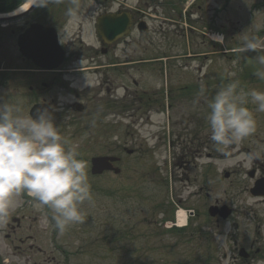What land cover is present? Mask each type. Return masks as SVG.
<instances>
[{
	"label": "flooded vegetation",
	"instance_id": "flooded-vegetation-1",
	"mask_svg": "<svg viewBox=\"0 0 264 264\" xmlns=\"http://www.w3.org/2000/svg\"><path fill=\"white\" fill-rule=\"evenodd\" d=\"M25 1L0 0V12L9 15L13 7ZM91 1L95 8L88 13L81 7L84 2ZM185 1L33 0L12 19L0 23V28L9 27L15 33L17 47L19 38L22 44V35L31 26L37 27L38 32L40 29L44 31V34H38V40H46V35L54 34L64 49V56L54 68L37 66L19 47L21 65L8 67L7 58H0V103L13 106L22 115V98L25 93L32 95L34 100L30 106L34 103L46 105L48 115L67 141V146L75 134L70 132L72 125L95 129L96 138L103 142L106 135L117 134L121 123L119 116L123 114L127 117L126 126L132 128L133 138L129 140L134 145L139 143L138 147L123 148L138 158L145 140L138 127L143 125L151 129L152 114L159 116L167 111V95L190 101L200 93L204 97L214 96L216 86L221 84L206 69L199 74V62L209 59L215 49V42L208 36L212 18L206 16L214 1L193 0L187 4ZM105 17L124 22L123 34L117 32L116 36L110 37L103 33ZM85 20L92 23L95 33L92 41L84 40L81 35L83 23H87ZM185 21H188L186 26ZM97 23L101 30L97 29ZM69 28H75L74 33L64 39ZM55 36L50 35V39L55 40ZM263 36L264 30L260 38ZM185 44L202 48L185 54L195 56L192 59L198 64V73L177 75L167 82L163 71L166 59L182 55L170 56L167 52L183 49ZM80 61L83 64H79ZM24 63L32 68L24 67ZM24 69L42 73L24 74ZM92 72L95 73L94 79L81 88V98L64 100L71 94L78 97L79 92L72 83L83 74ZM253 82L256 90L264 91V79L257 78ZM249 107L255 109V105ZM185 110L193 127L184 133L178 132L179 146L174 154L180 183L177 201L185 210L186 220L167 230L175 232L180 252L192 256L194 264H264V112L255 113V134L230 149L240 157L239 161L227 164L210 139L206 119L210 111L208 106H188ZM79 117L84 121L77 126L72 120ZM168 125L169 121L164 117L157 134H152L164 139V144L168 142L165 133ZM168 143L171 145L170 141ZM110 144L118 146V143ZM107 149V152L90 153L84 162L90 165V158L95 154H114L111 147ZM173 210L170 205L171 214ZM171 214L164 212L155 222L165 228L169 225L168 219H172ZM136 220L131 216L126 224H121L123 236L120 239L122 245L127 242L125 245H128L130 256L139 253L148 257L152 247L154 252L162 251L161 240L159 244L156 240L162 233L167 234V230L159 232L157 224L151 225L150 221L139 224ZM38 232L37 223L24 213L23 203L19 201L6 220L0 222V264H21L23 257L30 258L31 264H39L36 257L41 248L35 236Z\"/></svg>",
	"mask_w": 264,
	"mask_h": 264
},
{
	"label": "rangeland",
	"instance_id": "rangeland-1",
	"mask_svg": "<svg viewBox=\"0 0 264 264\" xmlns=\"http://www.w3.org/2000/svg\"><path fill=\"white\" fill-rule=\"evenodd\" d=\"M212 1H214V5L211 4L206 16L213 18L211 20V28L215 29L217 33H223V36L222 40L215 37L216 52L211 54V62L205 61L203 64L200 62L201 71L206 69L214 74L225 73L227 80L230 82L235 81L238 84V81L240 79L244 81L245 77V81L252 84L254 83L253 81L260 78L257 73L264 72V65L257 62V56L264 55V52L242 51L241 42L253 36L257 38L256 32L259 28L258 24L262 13H257L255 9L254 12L256 13H253L251 16L250 4L258 0ZM81 8L87 10L86 12L88 13L92 12L94 11L95 3L92 1L84 2ZM253 8H256V5ZM87 21L85 20L84 22ZM186 23L188 21H185V26ZM74 30L75 28L66 30L64 39L72 36ZM94 34L92 23H83V27L81 28L83 39L92 41L95 38ZM221 44L233 46L235 49L230 51V49L226 48L227 52L222 53L218 49L223 48V46H219ZM75 48H77V45H75ZM198 50L201 51L202 48L191 46L189 49H171L168 53H187L188 51L192 53ZM151 53L158 54L157 51H151ZM180 57L182 58L180 62L183 63L179 66L180 70L191 69L194 71L193 68L196 69L194 65L195 61L192 59L195 56ZM0 58H7L6 64L9 65L8 67L22 64L16 45V35L10 31L9 27L0 28ZM173 60L170 59L168 62L171 69H175L176 67L171 64ZM79 64H83V61H80ZM23 66L32 68V65L28 66L27 63H24ZM23 73L33 74L42 72L24 69ZM94 74V72L86 73L81 78L76 79L72 84L76 86L79 92L78 97L71 94L67 95L64 100L72 101L81 98V88L85 84L92 82ZM217 81L223 83L221 80ZM220 86L222 85L218 84L216 87ZM252 88L256 89V86L253 85ZM217 90H215V93ZM212 97H204L201 103L198 100L195 101V98L190 101L184 99V103H180L179 100L169 95V102L172 101L175 108L171 107L163 116L169 121L165 133L166 139L171 142V145L167 141L164 144V139H158L156 135L153 136V133L157 134L156 131L146 129L145 135L149 134L151 140L141 144L138 158L129 155L123 148L138 147L139 144L136 142L134 145L129 140L133 138L130 133L132 128L128 129L126 126L127 117L123 116V114L119 116L121 123L116 130L117 134L112 136L106 135V138L109 137V140L104 138L103 142L96 138L95 129L90 130L72 125L70 132L72 131L75 134L71 137L68 146L76 148L80 159L84 160L90 153L107 152V147H111V151L114 154L121 156L118 165L122 171L118 174L104 172L99 176H88L91 200L81 206L84 213V222L67 227L63 233H60L54 225L52 226L53 233H51L50 225L48 224L49 222L53 223L51 211L47 208H41L34 199L28 200L25 198L26 195H24L23 211L28 217L35 220L39 229V232L35 233L37 244L41 248L36 257L38 263L129 264V260L132 259V264H194L192 256L184 255L180 252V245L176 242L174 233L156 223L155 219H159L164 212H166V215L171 214L170 205H174L173 209H176L179 203L177 201L179 197V189L177 187L180 186V183L176 176L178 171L177 156L174 154L177 152L179 146L176 138L178 132L184 133L190 127H193L192 121L187 120V114H185L187 110L185 108L188 106L192 108L207 105L208 100ZM33 100L32 95L28 93L24 94L21 112L23 116H29L28 108ZM82 121H84L83 117L72 120L73 123H77V126ZM112 142L114 144L118 143V146L110 144ZM86 165L89 170V163L87 162ZM16 200L19 202L21 199L17 196ZM131 216H134L137 219L136 223L139 224H147L149 221L151 225L157 224L156 228L159 229V232L167 230V234L162 233L156 240L157 244L161 240L163 245L162 251L154 252L152 247L151 251L147 253L148 257L145 254L139 255V253H134L133 257L130 256L128 245H125L127 242L125 241L124 245H122L123 240L120 238L123 236L121 233L123 231L122 226L127 223V220ZM122 223L123 225H121ZM125 238L127 240V236ZM150 239H152V236ZM54 244L57 246L55 250H53ZM21 260V264H31L30 258L23 257Z\"/></svg>",
	"mask_w": 264,
	"mask_h": 264
},
{
	"label": "clouds",
	"instance_id": "clouds-1",
	"mask_svg": "<svg viewBox=\"0 0 264 264\" xmlns=\"http://www.w3.org/2000/svg\"><path fill=\"white\" fill-rule=\"evenodd\" d=\"M241 50L264 52V40L247 38ZM257 60L264 65V55H258ZM257 75L264 79V72ZM207 106L210 139L224 162L235 164L240 157L230 149L255 134V113L264 112V91L245 90L237 82H229L219 87ZM18 112L0 103V222L18 206L16 197L26 193L51 211L54 227L63 233L84 222L81 206L91 200L87 165L74 146H67L50 115L38 111L35 116H23ZM163 119V114H152L151 130L159 131ZM138 132L151 140L143 125Z\"/></svg>",
	"mask_w": 264,
	"mask_h": 264
},
{
	"label": "water",
	"instance_id": "water-1",
	"mask_svg": "<svg viewBox=\"0 0 264 264\" xmlns=\"http://www.w3.org/2000/svg\"><path fill=\"white\" fill-rule=\"evenodd\" d=\"M3 18L4 17H0V19ZM104 19V33L107 35H114L118 31V25L116 26V22L112 20H108L107 18ZM119 28L122 30L123 23ZM25 34L28 37L23 39L22 44L20 37L19 44L21 45L20 49L27 57H32L37 64L45 68L53 67L60 62L63 56V50L56 41L51 40L50 37L46 40H38L37 37L34 38V30L32 28L27 29ZM33 39L38 42H35ZM38 111L46 114L49 113L46 105L41 103L33 104L30 108V114L35 116ZM116 158L115 156H93L91 159L92 172H101L105 168H113L115 171H118L119 168L113 167L111 164V161Z\"/></svg>",
	"mask_w": 264,
	"mask_h": 264
},
{
	"label": "bare ground",
	"instance_id": "bare-ground-1",
	"mask_svg": "<svg viewBox=\"0 0 264 264\" xmlns=\"http://www.w3.org/2000/svg\"><path fill=\"white\" fill-rule=\"evenodd\" d=\"M30 0L26 1L25 3L21 4L19 7H17L14 11H18V10H21L23 9L24 7H26V5H28ZM215 37L217 39H221L222 38V35L219 34V33H214ZM180 213H181V216H182V219L180 220V222L182 223V220H183V217H184V211L181 209L180 210Z\"/></svg>",
	"mask_w": 264,
	"mask_h": 264
}]
</instances>
